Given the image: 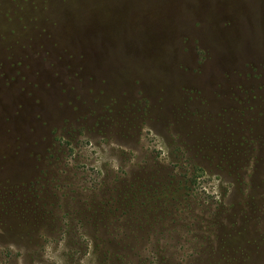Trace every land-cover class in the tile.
Segmentation results:
<instances>
[{
  "label": "rangeland",
  "instance_id": "1",
  "mask_svg": "<svg viewBox=\"0 0 264 264\" xmlns=\"http://www.w3.org/2000/svg\"><path fill=\"white\" fill-rule=\"evenodd\" d=\"M46 1L0 0V264H264V0H97L54 59L4 30Z\"/></svg>",
  "mask_w": 264,
  "mask_h": 264
},
{
  "label": "trees",
  "instance_id": "2",
  "mask_svg": "<svg viewBox=\"0 0 264 264\" xmlns=\"http://www.w3.org/2000/svg\"><path fill=\"white\" fill-rule=\"evenodd\" d=\"M193 1V0H190ZM223 1V0H220ZM61 2L62 4L58 3ZM44 5V11L38 10L37 6H34V10L36 12L37 20L34 21V18L31 20L30 18L23 20V23H17L15 21V17L12 22H9L8 25L4 27V30L6 32L14 34L15 36H19L20 38H25V40L30 41L28 44H34V43H40L43 42L40 46L42 48L48 49L47 52H44L42 49V53L51 55V58L54 59V55L58 54L63 57H69L74 56L77 54H82V56H86L87 58L92 57L91 55H95L98 49V44L96 43L97 38L99 36H104V29L105 27L102 26L104 23H99L97 20V17L100 13H102L101 10L98 8L91 7L90 4H93L97 6V0H47ZM55 3V4H53ZM68 3V6H71L73 13L69 16L65 11L66 4ZM224 3V2H220ZM229 4V3H226ZM32 5V4H31ZM230 5V4H229ZM98 7V6H97ZM68 8V7H67ZM66 8V9H67ZM230 8L232 6L230 5ZM26 12V10H23ZM22 10L20 9L19 14H21ZM22 12V17L23 13ZM202 11L194 9L192 10V14H200ZM234 14V12H231ZM189 16V15H188ZM70 17L71 20H70ZM70 27V30L67 31V29H64V24H66ZM40 24H43L41 26ZM144 34V32L142 33ZM152 33L150 32V36ZM105 37V36H104ZM125 43V42H124ZM130 44V46H129ZM156 42L155 45H146L145 48L141 45H138L137 43H134L133 41H129L128 46L126 44H123L122 51H128L129 57H133V59H129L130 62L136 63V66H139V61L141 57H148L149 55L153 54L151 50H158L159 48H163L164 46L161 45V42H159V46L156 48ZM41 48V47H40ZM146 50V52H143V50ZM40 52V51H39ZM41 53V54H42ZM108 56L106 55V50L103 54L101 61L106 60ZM84 58V57H83ZM97 58V57H96ZM109 58V57H108ZM133 60V61H132ZM170 68L173 65L166 64V66ZM57 66V65H56ZM70 69H78L72 64H68ZM123 66V65H122ZM98 67V60L95 62H83L79 65L80 70H89L91 69L92 72L96 70ZM124 67V66H123ZM103 68V66H102ZM142 68V67H141ZM186 68V67H184ZM133 69H127L129 72L134 71ZM142 69H145L143 66ZM173 69V67H172ZM82 73V72H81ZM76 75L79 74V72L75 73ZM229 75V74H228ZM238 85V86H237ZM241 84H229L228 89V95L230 99H233V96L235 95V92L237 89L241 88ZM182 91L192 92H198V94L202 93V91L197 90L196 88H190L188 86H185L182 88ZM185 93V92H184ZM192 99L191 97L188 98H182L177 100V102L174 104V107H172L175 110V114H177L182 119H196L199 120L197 117H193L195 113H190V106L191 103L189 100ZM239 139V138H238ZM206 144L207 141L205 137H202L198 140V143ZM232 141L234 139L232 138ZM224 143L220 145V147H216V149H223ZM201 147V146H200ZM196 157L199 159L207 158L204 154H197Z\"/></svg>",
  "mask_w": 264,
  "mask_h": 264
}]
</instances>
